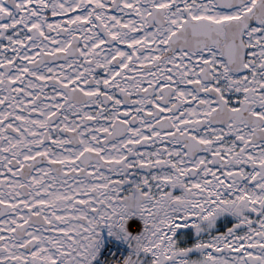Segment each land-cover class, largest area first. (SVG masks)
<instances>
[{
    "label": "snow or ice",
    "instance_id": "6c2138e0",
    "mask_svg": "<svg viewBox=\"0 0 264 264\" xmlns=\"http://www.w3.org/2000/svg\"><path fill=\"white\" fill-rule=\"evenodd\" d=\"M0 264H264V0H0Z\"/></svg>",
    "mask_w": 264,
    "mask_h": 264
}]
</instances>
